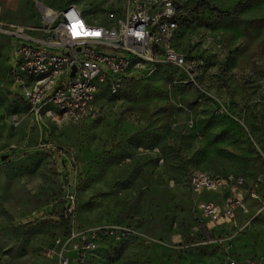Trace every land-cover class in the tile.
I'll list each match as a JSON object with an SVG mask.
<instances>
[{
  "label": "rangeland",
  "instance_id": "obj_1",
  "mask_svg": "<svg viewBox=\"0 0 264 264\" xmlns=\"http://www.w3.org/2000/svg\"><path fill=\"white\" fill-rule=\"evenodd\" d=\"M162 1L0 0V264H62L48 254L57 240L70 264L90 242L82 264H264V0H172L175 46L199 61L195 78L163 64L147 75L146 64L78 123L37 117L28 83L9 75L18 45L65 50L6 32L39 36L40 5L76 6L106 32L110 13ZM11 151L20 157L2 161ZM196 175L221 181L219 192L195 193ZM232 196L249 212L205 243L197 202Z\"/></svg>",
  "mask_w": 264,
  "mask_h": 264
},
{
  "label": "built area",
  "instance_id": "obj_2",
  "mask_svg": "<svg viewBox=\"0 0 264 264\" xmlns=\"http://www.w3.org/2000/svg\"><path fill=\"white\" fill-rule=\"evenodd\" d=\"M39 11L41 25L35 29L39 34L36 38L28 36L23 27L6 31L27 42L65 49L62 55H54L28 44L17 47V64L10 69L9 75L20 86L21 83H28L24 94L37 117L46 113L57 121L73 123L88 119L94 116L95 103L103 90L118 93L131 80L127 76L141 71L146 64L153 65V68H148L147 75L163 64L180 68L194 79L199 69V61L195 57L184 55L172 44L175 20L181 17L177 3L162 1L161 4L143 8H134L130 4L113 16L108 32L88 29V23L82 20V12L76 6L58 10L40 5ZM104 50L123 55L109 56ZM101 65L107 66L118 78L113 80L109 72L101 69ZM74 68L76 72L72 77ZM38 69H51V76L44 80L26 81V73ZM63 76H70L69 84L58 86L53 96L42 102V97ZM59 107H67V114H59ZM243 182L240 179L238 184L243 185ZM190 186L197 194H208L219 192L222 182L206 175H196L192 177ZM195 211L200 217L198 229L205 243L212 244L216 242L213 233L218 228L232 224L238 215L248 213L249 208L244 199L232 196L221 202L200 200ZM56 245L48 254L58 255L62 264H70V258L64 255L66 245L59 251L62 241L57 240ZM95 248L96 245L90 242L85 249H78L76 263H84L87 251Z\"/></svg>",
  "mask_w": 264,
  "mask_h": 264
},
{
  "label": "bare ground",
  "instance_id": "obj_3",
  "mask_svg": "<svg viewBox=\"0 0 264 264\" xmlns=\"http://www.w3.org/2000/svg\"><path fill=\"white\" fill-rule=\"evenodd\" d=\"M153 1H158V0H153ZM164 1L169 2V3H175L172 0H164ZM146 6H152V5L148 4V3H140L137 6H134V8H143V7H146ZM116 13L117 12L110 13L109 21L111 23L113 22V16ZM177 18L175 20V29L172 32V44H175V40L177 38V34H178V30H179V25H178ZM108 31H109V29L106 32H108ZM50 76H51V69H38V70H33V73H26V79L31 80V81H34V79L35 80H44V79H46V78H48ZM111 93H114V92H111ZM59 113L60 114H67V107H59Z\"/></svg>",
  "mask_w": 264,
  "mask_h": 264
},
{
  "label": "trees",
  "instance_id": "obj_4",
  "mask_svg": "<svg viewBox=\"0 0 264 264\" xmlns=\"http://www.w3.org/2000/svg\"><path fill=\"white\" fill-rule=\"evenodd\" d=\"M235 12H236V11H235ZM132 80H134V79H131V80H129V81H132ZM24 153H25V152H24ZM24 153H23V154H24ZM25 154H27V153H25ZM7 155L9 156L8 160L10 161L11 159L19 158L21 154H18V153L14 152V151H11V152L8 153ZM62 165H65V162H62Z\"/></svg>",
  "mask_w": 264,
  "mask_h": 264
},
{
  "label": "water",
  "instance_id": "obj_5",
  "mask_svg": "<svg viewBox=\"0 0 264 264\" xmlns=\"http://www.w3.org/2000/svg\"><path fill=\"white\" fill-rule=\"evenodd\" d=\"M75 72H76V68H74V70H73L72 77H74ZM8 158H9L8 155H4V156L1 157V160L4 161V160H6V159H8Z\"/></svg>",
  "mask_w": 264,
  "mask_h": 264
}]
</instances>
